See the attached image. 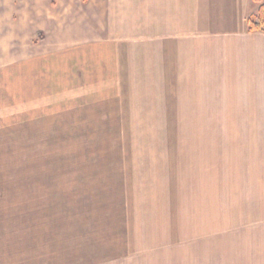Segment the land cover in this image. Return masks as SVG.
I'll return each mask as SVG.
<instances>
[{
    "label": "rangeland",
    "instance_id": "rangeland-1",
    "mask_svg": "<svg viewBox=\"0 0 264 264\" xmlns=\"http://www.w3.org/2000/svg\"><path fill=\"white\" fill-rule=\"evenodd\" d=\"M60 1L0 0V264H210L215 149L235 130L211 129L210 97L150 88L130 0L118 64L67 40Z\"/></svg>",
    "mask_w": 264,
    "mask_h": 264
},
{
    "label": "crops",
    "instance_id": "crops-1",
    "mask_svg": "<svg viewBox=\"0 0 264 264\" xmlns=\"http://www.w3.org/2000/svg\"><path fill=\"white\" fill-rule=\"evenodd\" d=\"M85 1H64L67 40L114 49L115 60L105 63L118 64V5L125 0ZM128 2L135 10L127 14L130 25L145 19L147 78L150 88L163 91L155 94L210 97L211 129L235 130L219 137L215 149L210 264H264V32H248L246 25L258 3ZM10 42L4 36L0 48Z\"/></svg>",
    "mask_w": 264,
    "mask_h": 264
},
{
    "label": "trees",
    "instance_id": "trees-1",
    "mask_svg": "<svg viewBox=\"0 0 264 264\" xmlns=\"http://www.w3.org/2000/svg\"><path fill=\"white\" fill-rule=\"evenodd\" d=\"M259 3V7L255 16L248 18L247 20V31L248 32H264V4L261 0H255Z\"/></svg>",
    "mask_w": 264,
    "mask_h": 264
}]
</instances>
